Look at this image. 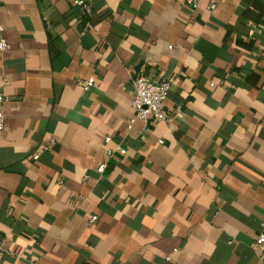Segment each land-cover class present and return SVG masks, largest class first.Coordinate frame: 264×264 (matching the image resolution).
<instances>
[{"label": "crops", "instance_id": "0c3cea01", "mask_svg": "<svg viewBox=\"0 0 264 264\" xmlns=\"http://www.w3.org/2000/svg\"><path fill=\"white\" fill-rule=\"evenodd\" d=\"M76 1L0 0V264H264V0Z\"/></svg>", "mask_w": 264, "mask_h": 264}, {"label": "built area", "instance_id": "2783aa9c", "mask_svg": "<svg viewBox=\"0 0 264 264\" xmlns=\"http://www.w3.org/2000/svg\"><path fill=\"white\" fill-rule=\"evenodd\" d=\"M199 0H184L185 5L192 9L196 6ZM95 0H77L75 4L81 9L84 16H89L93 13V6ZM215 8L214 5L209 7L210 10ZM1 12V8H0ZM3 28L0 26V52L4 53L7 50V44L1 37ZM78 86L83 92L89 91L93 86V80H81L78 82ZM171 86V81L167 78L160 76L157 78H151L145 75H136L132 79V100L131 108L133 111V117L130 123L134 120H141L144 123H148L149 120H153L158 123L168 124L172 121V117L166 113L164 109V101L168 96ZM9 101V98L2 92V86H0V130L4 127V113L3 107ZM178 112V110H177ZM111 140L110 136L104 138V142ZM107 154L112 155V151L108 150ZM39 153H35L32 158L37 159ZM106 164L102 163L98 165L97 171L103 172ZM96 216H92L90 221H94ZM3 238L0 235V250L2 248ZM254 246L259 252L264 253V232L257 234L254 240ZM176 251V250H175Z\"/></svg>", "mask_w": 264, "mask_h": 264}]
</instances>
